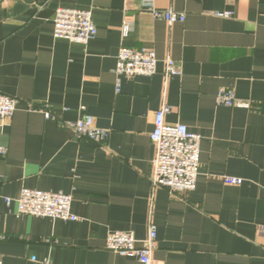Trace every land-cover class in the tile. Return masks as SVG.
<instances>
[{
  "label": "crops",
  "instance_id": "1",
  "mask_svg": "<svg viewBox=\"0 0 264 264\" xmlns=\"http://www.w3.org/2000/svg\"><path fill=\"white\" fill-rule=\"evenodd\" d=\"M155 5L184 21L156 19L142 0H0V93L17 99L0 120L1 264H143L109 249L107 235L143 239L151 224L157 263L264 264V0ZM61 7L90 10L96 36L55 37ZM123 47L154 50L157 72L119 76ZM167 57L180 74L165 75ZM221 89L249 106L218 104ZM163 103L167 123L202 137L196 186L185 192L151 179ZM84 113L106 140L67 126ZM25 188L70 194L78 220L19 215Z\"/></svg>",
  "mask_w": 264,
  "mask_h": 264
},
{
  "label": "built area",
  "instance_id": "2",
  "mask_svg": "<svg viewBox=\"0 0 264 264\" xmlns=\"http://www.w3.org/2000/svg\"><path fill=\"white\" fill-rule=\"evenodd\" d=\"M142 3L156 19H164L169 24L184 21V15L173 9L159 10L155 0H142ZM96 34L97 27L90 10L68 7L58 9L54 20L55 37L87 43ZM158 61L152 49L123 47L118 54L116 72L119 76L128 78L140 75L152 76L157 72ZM164 64L166 76L181 73L180 68L170 57L164 59ZM217 102L227 106H249V103L236 97L230 89H221L218 92ZM16 105V98L0 93V120L10 118L16 110ZM170 111L171 107L163 103L155 115L154 129L151 133L154 145L151 179L154 187L163 186L172 192H185L196 186L202 137L183 124L167 123L165 116ZM67 126L76 136H86L98 142L106 140L109 134L108 130L99 128L95 124L94 117L87 113H84L77 121L67 123ZM2 153L4 149L0 148V154ZM222 178L229 185L243 183V179L236 176L224 175ZM16 201L19 215L78 220V216L71 209L72 196L64 192L25 188ZM7 202L10 203L11 199L8 198ZM156 244L157 229L154 224L149 226L148 233L143 239H137L132 231L126 230H111L107 235L109 249L122 256L136 257L143 264H160L153 258Z\"/></svg>",
  "mask_w": 264,
  "mask_h": 264
}]
</instances>
